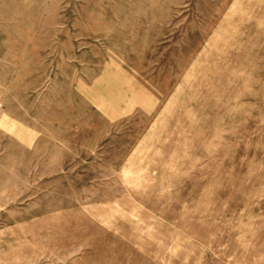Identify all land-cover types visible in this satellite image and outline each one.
Instances as JSON below:
<instances>
[{
    "label": "rangeland",
    "instance_id": "rangeland-1",
    "mask_svg": "<svg viewBox=\"0 0 264 264\" xmlns=\"http://www.w3.org/2000/svg\"><path fill=\"white\" fill-rule=\"evenodd\" d=\"M0 264H264V0H0Z\"/></svg>",
    "mask_w": 264,
    "mask_h": 264
},
{
    "label": "bare ground",
    "instance_id": "bare-ground-1",
    "mask_svg": "<svg viewBox=\"0 0 264 264\" xmlns=\"http://www.w3.org/2000/svg\"><path fill=\"white\" fill-rule=\"evenodd\" d=\"M196 73V72H195ZM204 78V77H203ZM199 93V92H198ZM218 95V94H217ZM174 112V111H173ZM173 115V114H172ZM170 125V124H169ZM191 133V132H190ZM156 138V137H155ZM153 139V138H152ZM141 145V144H140ZM196 147V146H195ZM153 148V147H152ZM205 149V148H204ZM161 151V150H160ZM159 158V157H158ZM204 163V162H203ZM187 166V165H186ZM137 175V174H136Z\"/></svg>",
    "mask_w": 264,
    "mask_h": 264
}]
</instances>
